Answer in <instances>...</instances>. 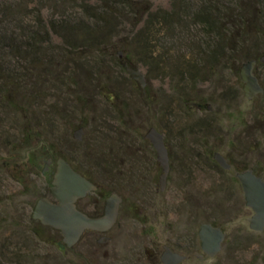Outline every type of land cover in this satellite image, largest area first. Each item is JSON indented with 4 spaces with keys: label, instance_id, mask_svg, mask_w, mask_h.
<instances>
[{
    "label": "rangeland",
    "instance_id": "1",
    "mask_svg": "<svg viewBox=\"0 0 264 264\" xmlns=\"http://www.w3.org/2000/svg\"><path fill=\"white\" fill-rule=\"evenodd\" d=\"M138 1L150 2V15H136L132 0H0L2 19L19 34L44 32L43 23L49 32L37 49L46 57L42 66L0 49V68L15 67L19 78L12 103L0 99V263L118 264L119 247L128 264H154L169 246L186 255L181 264H264V230L250 228L254 212L236 176L252 169L264 179V91L246 98L240 77L246 56H256L264 87V34L235 23L241 10L232 0L209 5L221 13L210 26L197 0H188L197 3L190 8L184 0ZM255 1L252 21L264 17V4ZM150 19L144 53L138 40ZM130 45L145 92L120 65ZM152 126L169 150L164 190L163 168L145 138ZM80 127L82 140L74 137ZM59 157L112 183L123 198L118 228L98 255L83 253L87 236L65 254L63 234L32 218L37 200L52 197ZM203 222L226 233L215 257L202 250Z\"/></svg>",
    "mask_w": 264,
    "mask_h": 264
},
{
    "label": "water",
    "instance_id": "2",
    "mask_svg": "<svg viewBox=\"0 0 264 264\" xmlns=\"http://www.w3.org/2000/svg\"><path fill=\"white\" fill-rule=\"evenodd\" d=\"M119 53L122 56V52ZM260 61L264 63V54L260 57ZM121 64L130 77L140 83L142 90L145 92L147 85L145 74L124 60L121 61ZM257 64L258 59L253 58L243 62L240 68L243 91L246 98L250 100L264 91V87L255 71ZM82 134L83 127H80L74 132V137L82 140ZM145 138L151 141L156 150L157 159L163 168L160 184L161 189L164 190L171 168L165 135L152 126L145 134ZM214 159L222 168L226 170L232 168V165L220 152H215ZM51 163L52 160H48L46 169ZM56 163L57 167L51 182L50 193L58 200V203H53L47 197L38 199L33 209L32 218L39 220L44 225L59 229L63 234L64 243L71 247L77 243L87 228L109 229L116 219L121 197L114 193L107 198L106 213L102 218L88 217L76 208L75 202L77 199L85 197L89 192L94 191L96 186L83 174L75 170L65 158L59 157ZM236 176L242 185L246 205L254 212L249 218L250 228L261 232L264 230V179L252 169L238 172ZM199 238L202 250L209 257H215L222 250L226 233L220 226L203 222L199 229ZM185 259L186 255L173 251L169 246L164 247L161 255L163 264H181ZM0 264L11 263L1 262Z\"/></svg>",
    "mask_w": 264,
    "mask_h": 264
},
{
    "label": "trees",
    "instance_id": "3",
    "mask_svg": "<svg viewBox=\"0 0 264 264\" xmlns=\"http://www.w3.org/2000/svg\"><path fill=\"white\" fill-rule=\"evenodd\" d=\"M228 3H231V0H226ZM186 2L185 6L190 8V7H195L197 3H190L188 0H184ZM188 2V3H187ZM198 3V15H200V20H202L205 24L207 25H213L214 23L219 22V18H221V13H216L214 10L209 7L210 4L212 3H217V0H197ZM244 2V3H243ZM232 3H235L237 7L240 8V13H237L236 15L234 14V19L239 21L240 24H242L241 27L244 26V28L247 27H255L256 30L258 31L257 33L259 35L264 34V17L259 16L258 18H255V21H252L251 15L252 12L249 10V7L252 8L253 5H255L256 1L255 0H232ZM196 4V5H195ZM260 4H264V0H260ZM129 7H131L136 15H139L142 11V17L150 15L151 14V4L148 1H138V0H132V3L129 4ZM109 5L106 7L108 10ZM111 11V10H110ZM115 13H118L116 10H112ZM3 11H0V49H9L12 52H15V56L18 57L19 59H27L33 61L34 64L37 66H42L43 61L46 60V57H43L41 55H38L37 49L39 48V44L42 42L48 41L47 38L44 36L41 37L42 35H47L49 32L46 30V27L44 26V23L41 21L42 27L44 28V32H41V30H38L36 33L35 31H30L29 34H26L28 30H24L23 33H18L16 31L17 29V24H14L11 20H5L2 19V17L5 15L3 14ZM231 13L227 15V17H230ZM100 17H103L101 15ZM170 17H173V13H168L167 16L164 17V21L168 22ZM256 17V16H255ZM144 19V18H143ZM151 19L147 21L146 26L142 32H140V38L139 42H141L140 48L142 51L145 53L147 51L148 45L151 42V39L148 38V35L150 34L152 27L149 24L151 23ZM53 29L55 30V25H52ZM237 26V25H236ZM248 29V28H247ZM245 30L244 36L250 37L252 34L247 32L248 30ZM47 33V34H46ZM48 37V36H46ZM253 37V35L251 36ZM257 37V36H255ZM22 38L28 39L27 42H23ZM28 41L31 43L29 44ZM133 44V43H132ZM133 46V45H132ZM131 45L127 47L126 49V54L124 59L126 62H128L132 67H134L133 62L131 61V50H135L136 47ZM139 48V49H140ZM138 49V50H139ZM140 49V50H141ZM28 50V51H27ZM32 53V55H29V57H24L27 53ZM26 53V54H23ZM37 53V54H36ZM256 58V56H246V59H253ZM122 66V64H120ZM15 66V65H14ZM123 67V66H122ZM124 68V67H123ZM0 74H2L1 80L4 82V89L1 91V96L0 99L2 101L12 103L11 98H13L14 95V88L18 86L17 82L19 81V78L15 75V67L12 68H0ZM5 88L8 90H5ZM73 166V165H72ZM75 170L78 172L77 167L73 166ZM82 174V173H81ZM257 174V173H256ZM83 175L87 178H91L87 176L86 174L83 173ZM258 175V174H257ZM94 179V178H91ZM216 225L215 223H213Z\"/></svg>",
    "mask_w": 264,
    "mask_h": 264
},
{
    "label": "flooded vegetation",
    "instance_id": "4",
    "mask_svg": "<svg viewBox=\"0 0 264 264\" xmlns=\"http://www.w3.org/2000/svg\"><path fill=\"white\" fill-rule=\"evenodd\" d=\"M87 179H89L96 186V189L94 191L89 192L85 197L77 199L75 202L76 208L79 211L86 214L90 218H94V219L102 218L103 216H105V213H106L107 198L114 193L119 195L118 191L115 192V190L117 189L113 188L112 183L109 184V182L104 180L103 178H98V179L87 178ZM51 201L53 203H58V200L54 198L53 196L51 197ZM123 202H124L123 198H121L119 208L117 209L116 219L109 229L103 230V229H98V228H87L84 230V232L82 233L77 243H75L73 246L71 247L67 246V244L64 243L62 240L60 244V248L64 249L65 254L73 252L75 247L78 246V244L81 242V239L84 236H87L88 240H85L83 242L84 244V247L82 248L84 249L83 253L87 255L89 253H95L98 255L100 252L101 246H105L110 242L106 234L114 230L116 227L118 228V218L122 210ZM55 230L61 232L59 229H55ZM98 236H99L98 241L94 242L93 239ZM119 250L120 248L118 247V264H128L129 261L127 260V258L122 256ZM161 255H160L159 260L155 262L154 264L162 263Z\"/></svg>",
    "mask_w": 264,
    "mask_h": 264
}]
</instances>
